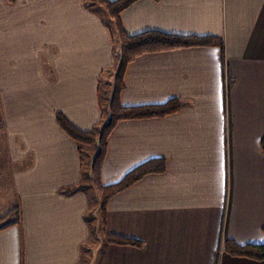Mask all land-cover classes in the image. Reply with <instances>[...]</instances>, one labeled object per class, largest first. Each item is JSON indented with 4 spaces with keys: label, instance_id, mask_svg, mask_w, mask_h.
Segmentation results:
<instances>
[{
    "label": "crops",
    "instance_id": "crops-1",
    "mask_svg": "<svg viewBox=\"0 0 264 264\" xmlns=\"http://www.w3.org/2000/svg\"><path fill=\"white\" fill-rule=\"evenodd\" d=\"M96 8L0 0V222L12 208L20 215L0 231V264H87L92 236L100 264H264L222 248L226 238L264 243V0H140L120 15L130 37L223 42L143 55L125 71L122 106L185 104L121 122L108 138L105 187L150 160L165 163L107 204V233L142 247L106 244L91 232L99 214L91 229L86 220L88 191L65 193L85 167L57 114L82 131L101 127L112 94L103 101L101 81L118 67L112 22Z\"/></svg>",
    "mask_w": 264,
    "mask_h": 264
},
{
    "label": "trees",
    "instance_id": "trees-1",
    "mask_svg": "<svg viewBox=\"0 0 264 264\" xmlns=\"http://www.w3.org/2000/svg\"><path fill=\"white\" fill-rule=\"evenodd\" d=\"M95 1L99 4V7L101 6L105 10L112 22V36L119 43V51L116 55L118 67L109 103L106 109H103V112L109 116L108 122L103 127L97 126L91 132L82 131L72 125L62 114H57L56 118L60 128L78 146L83 168L86 164V149L92 146L98 148V152L91 162L90 170L87 172L85 168L83 169L82 183L76 187L66 189L65 193L71 194L78 191L87 192L90 189L95 190L96 195L94 198H97L99 203V213L96 212L99 214L102 228L99 231H95L92 228L91 232L103 233L104 242L108 245L142 247L140 241L107 233L105 230L107 204L114 196L132 187L142 178L152 174H163L165 172V163L162 159L150 160L129 172L119 183L105 187L101 184V170L107 153L108 138L114 128L121 122L164 118L179 112L185 104L179 100H171L166 104L156 106L133 108L122 106L120 97L124 90L125 71L130 63L143 55L196 47H219L223 49V42L221 39L213 37L180 36L156 31L130 37L123 30L120 15L140 0ZM86 6L92 8L89 0H86ZM97 133H99V136ZM262 151L264 153V146L262 147ZM84 181H90V184L84 183ZM16 211L18 210L16 209ZM95 218L96 215L90 208L86 218L90 224V229ZM17 220L0 227V231L19 224L20 218ZM222 248L224 253L232 257L246 258L258 262L264 261V243L261 245L242 246L226 238L224 239Z\"/></svg>",
    "mask_w": 264,
    "mask_h": 264
},
{
    "label": "rangeland",
    "instance_id": "rangeland-1",
    "mask_svg": "<svg viewBox=\"0 0 264 264\" xmlns=\"http://www.w3.org/2000/svg\"><path fill=\"white\" fill-rule=\"evenodd\" d=\"M89 4L92 7H97L96 11H98L100 14L104 15V13H105V15H106L105 10L101 6L99 7V4L97 3V1L89 0ZM116 72H117L116 68L112 69V70H109V71H107V73L102 78V81H101V83H102V94H101V96L104 99L103 101H105V99L107 97H110V94H111V92H112V90L114 88V84L112 85V83H113V80H115L114 79V75H116ZM108 117H109L108 114H106L102 127L104 126V124H106L108 122ZM0 134H1V126H0ZM97 135L99 136V133H97ZM97 152H98V148L96 146H92V147L86 149L85 169L87 170V172L90 170L91 162L93 161V159H94L95 155L97 154ZM3 176L4 175H2V181L0 179V187L1 186H3V187L5 186L6 179H4ZM8 182L9 181H7V183ZM84 183H89L90 184V181H84ZM1 193H3L2 190H0V194ZM88 193H89L90 200H91V209L96 215V211L99 213V205H98L99 203H98L97 198H94V196L96 195L95 190L90 189L88 191ZM18 215L19 214H18V211H16V208H12L9 211V214L6 216V218H5L6 220L0 222V227H2V224L4 226V225L9 224L11 222L18 221L17 220L19 218ZM93 225H94L95 231H99L102 228L101 227V220L99 218H98V222L95 221V223H93ZM97 241L98 240H96V238L92 236L89 245L86 247V248H88V253H87V251L84 250L85 251L84 255H83V262L84 263H85V259H86V261L88 259L89 261H87V264L88 263L100 264V262L102 260V254H103V246L99 247Z\"/></svg>",
    "mask_w": 264,
    "mask_h": 264
}]
</instances>
